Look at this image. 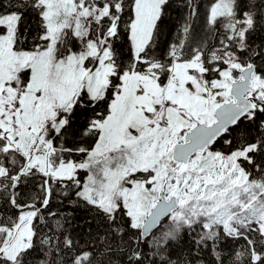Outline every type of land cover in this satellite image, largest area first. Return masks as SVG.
<instances>
[{"label": "snow or ice", "instance_id": "6c2138e0", "mask_svg": "<svg viewBox=\"0 0 264 264\" xmlns=\"http://www.w3.org/2000/svg\"><path fill=\"white\" fill-rule=\"evenodd\" d=\"M0 264H264V0H0Z\"/></svg>", "mask_w": 264, "mask_h": 264}]
</instances>
